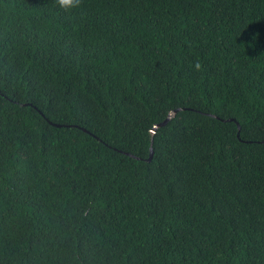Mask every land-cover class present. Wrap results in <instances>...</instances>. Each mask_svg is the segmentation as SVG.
Wrapping results in <instances>:
<instances>
[{"label":"trees","instance_id":"16d2710c","mask_svg":"<svg viewBox=\"0 0 264 264\" xmlns=\"http://www.w3.org/2000/svg\"><path fill=\"white\" fill-rule=\"evenodd\" d=\"M0 264H264V0H0Z\"/></svg>","mask_w":264,"mask_h":264},{"label":"clouds","instance_id":"9594fccd","mask_svg":"<svg viewBox=\"0 0 264 264\" xmlns=\"http://www.w3.org/2000/svg\"><path fill=\"white\" fill-rule=\"evenodd\" d=\"M80 0H56V3L59 5L62 9H70L74 8L79 4ZM196 68H200V64L197 63L195 65Z\"/></svg>","mask_w":264,"mask_h":264},{"label":"water","instance_id":"95a60500","mask_svg":"<svg viewBox=\"0 0 264 264\" xmlns=\"http://www.w3.org/2000/svg\"><path fill=\"white\" fill-rule=\"evenodd\" d=\"M181 109H182L181 107L176 108V109L174 110V112H171V113L169 114V116H168L163 122H161V123L155 125L153 131L155 132V130H156V128H157L158 126H161V125L166 124V123L170 120V118H171V117H172L177 111H179V110H181ZM233 119H234V118H233ZM237 124H238L239 131H240V124H239V123H237ZM152 159H153V148L151 147V153H150V156H149V158H148V161H151Z\"/></svg>","mask_w":264,"mask_h":264}]
</instances>
